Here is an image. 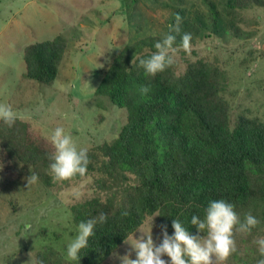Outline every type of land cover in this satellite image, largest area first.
<instances>
[{"label":"trees","instance_id":"obj_1","mask_svg":"<svg viewBox=\"0 0 264 264\" xmlns=\"http://www.w3.org/2000/svg\"><path fill=\"white\" fill-rule=\"evenodd\" d=\"M204 3L211 28L224 27L221 10L232 15L224 29L241 40L251 35L237 25L240 12L264 8V0H219L220 10L211 0ZM177 14L180 32L172 33L176 47L184 33L191 34V45L211 36L205 25L187 18V10ZM162 39L149 36L121 48L107 67L95 94L126 109L127 122L116 139L88 150L85 175L55 180L50 172L55 152L51 141L27 122L16 119L9 127L0 121L1 153L14 164L9 171L22 178L34 173L55 192L92 176L94 195L70 206L73 222L78 226L107 216L106 222L95 225L79 261L70 262L55 248L45 247L36 253L35 262L104 264L154 215L159 229L166 225L170 236L173 219L196 235L191 218L203 219L213 200L232 203L237 214L261 211L264 216V122L242 114L231 128L230 104L223 96L226 75L215 64L200 59L188 63L181 75L174 65L155 76L147 74L138 58L150 56ZM68 47L63 34L25 47V77L53 86ZM144 85L150 86L147 94L140 91Z\"/></svg>","mask_w":264,"mask_h":264},{"label":"rangeland","instance_id":"obj_2","mask_svg":"<svg viewBox=\"0 0 264 264\" xmlns=\"http://www.w3.org/2000/svg\"><path fill=\"white\" fill-rule=\"evenodd\" d=\"M211 1L219 9V0ZM180 9L205 25L211 36L198 39L188 52L180 49L176 74L200 59L219 66L226 75L223 96L230 104L231 128L242 114L264 122V8L240 12L237 25L251 35L241 40L224 29L232 15L220 9L224 27L211 28L204 0H0V103L11 105L16 119L49 141L57 127L72 136L78 149L113 141L127 122V111L95 94L107 67L121 48L149 36L163 38L176 24ZM60 34L68 37L69 47L54 85L28 80L25 47ZM12 165L0 144V264H35L36 253L45 247L75 262L67 256L78 234L70 206L94 195V177L85 176L55 192L39 181L28 185L30 174L19 177V172L9 171ZM251 214L259 224L250 233L235 232L237 251L222 264H256L264 258L255 243L264 237V216L261 211ZM238 215L244 219L245 214ZM142 231L151 234L157 246L162 242L157 215L128 241ZM115 253L136 259L131 243ZM118 256L104 264H122Z\"/></svg>","mask_w":264,"mask_h":264},{"label":"clouds","instance_id":"obj_3","mask_svg":"<svg viewBox=\"0 0 264 264\" xmlns=\"http://www.w3.org/2000/svg\"><path fill=\"white\" fill-rule=\"evenodd\" d=\"M181 17L177 14L176 24L170 29L162 40L155 44L156 51L147 58H138V66L144 71L155 76L157 73L165 71L177 62V56L182 48L185 52L190 51L192 36L184 33L181 36V44L176 47V35L172 33L180 32ZM133 64L136 61L133 59ZM142 94L150 91V86H141ZM16 113L11 105L0 103V120L11 127L16 120ZM51 143L55 152L50 157L53 161L50 164V172L55 180H70L77 175L83 176L87 172L89 158L87 148H77L70 134H66L63 127L54 129L51 135ZM28 185L35 183L38 176L31 173L26 177ZM122 215H127L126 212ZM107 220L105 214H101L99 220L89 219L82 221L78 225L77 236L67 247V256L71 260L79 261L80 252L88 247V241L94 235V228L97 222L104 223ZM191 224L196 227L197 234L193 235L178 219H173L172 228L174 235H169L166 225H161L163 239L157 246L151 234H144L139 238H133L129 242L126 238L125 243H131L136 252V259H131L130 254L119 257L122 264H222L231 254L237 251L235 232L250 233L252 228L259 224V220L251 214L246 213L244 219L235 211V206L223 199L210 201L206 216L201 219L193 215ZM152 226V222H151ZM206 235H201L205 233ZM261 257H264V237L255 240ZM167 256L170 260L162 257ZM35 264H43V261H36ZM256 264H264V258L259 259Z\"/></svg>","mask_w":264,"mask_h":264}]
</instances>
